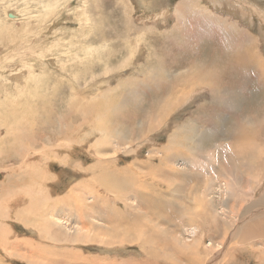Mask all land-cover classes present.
<instances>
[{
  "label": "rangeland",
  "instance_id": "rangeland-1",
  "mask_svg": "<svg viewBox=\"0 0 264 264\" xmlns=\"http://www.w3.org/2000/svg\"><path fill=\"white\" fill-rule=\"evenodd\" d=\"M0 264H264V0H0Z\"/></svg>",
  "mask_w": 264,
  "mask_h": 264
},
{
  "label": "bare ground",
  "instance_id": "bare-ground-1",
  "mask_svg": "<svg viewBox=\"0 0 264 264\" xmlns=\"http://www.w3.org/2000/svg\"><path fill=\"white\" fill-rule=\"evenodd\" d=\"M143 1V0H142ZM150 1V0H149ZM153 1V0H152ZM226 1V0H225ZM151 3V2H150ZM150 3H149V5H150ZM145 5H148V4H146V3H144ZM223 4V3H222ZM155 5V4H154ZM152 6V5H151ZM149 7V6H148ZM147 7V8H148ZM12 17H14V19H18L19 18V16L17 15V14H12L11 15ZM250 40V39H249ZM248 41V40H247ZM156 92V91H155ZM192 118V117H191ZM211 122V121H210ZM209 124H211V123H209ZM13 138V137H12ZM153 143V142H152ZM161 144V143H160ZM201 149V148H200ZM179 152V151H178ZM190 156V155H189ZM157 157V156H156ZM159 162V161H158ZM70 164V163H69ZM72 164V163H71ZM66 165V164H65ZM168 167V166H167ZM113 171V170H112ZM3 177V176H2ZM66 177V176H65ZM42 179V178H41ZM33 190V189H32ZM136 190V189H135ZM35 191V190H34ZM160 191V190H159ZM33 193H35V192H33ZM92 194V193H91ZM14 196V195H13ZM29 197V196H28ZM134 197V196H133ZM7 199V198H6ZM67 205V204H66ZM71 205V204H70ZM42 217V216H41ZM40 222H41V220H40ZM72 225V224H71ZM50 227V226H49ZM59 229V228H58ZM62 229V228H61ZM37 230V229H36ZM57 230V229H56ZM67 232V231H66ZM8 236V235H7ZM36 237V236H35ZM70 237H72V236H70ZM19 241V240H18ZM45 242V241H44ZM24 244V243H23ZM166 245V244H165ZM175 246V245H174ZM165 248V247H164ZM180 249V248H179ZM70 250V249H69ZM181 252V251H180ZM9 253V252H8ZM184 253V252H183ZM165 255V254H164ZM54 258H57V257H54ZM189 259H191V258H189ZM209 259V258H208ZM190 262V261H189ZM192 263V262H191Z\"/></svg>",
  "mask_w": 264,
  "mask_h": 264
}]
</instances>
